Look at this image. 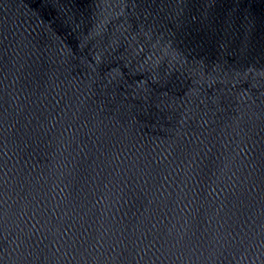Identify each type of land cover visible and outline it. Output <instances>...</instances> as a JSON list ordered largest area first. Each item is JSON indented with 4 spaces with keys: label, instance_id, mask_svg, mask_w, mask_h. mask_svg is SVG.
<instances>
[{
    "label": "water",
    "instance_id": "1",
    "mask_svg": "<svg viewBox=\"0 0 264 264\" xmlns=\"http://www.w3.org/2000/svg\"><path fill=\"white\" fill-rule=\"evenodd\" d=\"M0 264H264V0H0Z\"/></svg>",
    "mask_w": 264,
    "mask_h": 264
}]
</instances>
